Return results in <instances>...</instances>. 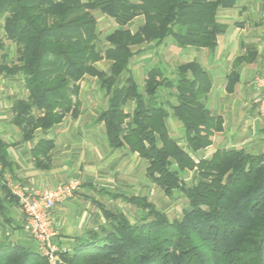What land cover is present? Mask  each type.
I'll list each match as a JSON object with an SVG mask.
<instances>
[{
    "label": "trees",
    "instance_id": "obj_1",
    "mask_svg": "<svg viewBox=\"0 0 264 264\" xmlns=\"http://www.w3.org/2000/svg\"><path fill=\"white\" fill-rule=\"evenodd\" d=\"M234 1L0 0L5 39L18 54L17 63L0 65V74L21 75L27 92L11 108L21 141L33 140L37 131L58 126L66 116L76 119L79 83L94 77L107 104L93 123L104 125L110 148L137 154L147 163V178L166 196L179 191L188 201V209L172 221L144 197L123 198L138 209L135 222L101 208L100 230L88 232L71 250L59 248V264H264V155L216 151L194 161L170 136L168 119L182 123L192 152L210 145L211 134L221 127L204 105L205 73L186 65L177 80H170L154 67L140 87L129 68L143 45L167 38L181 47L213 49L216 35L224 31L217 10ZM94 13L117 25L105 36L104 48L98 45ZM138 17L143 23L133 32L128 26ZM103 60L108 68L99 71L95 64ZM162 88L172 92L175 103L162 98ZM129 103L134 108L127 113ZM53 146L49 139L37 141L31 152L37 168ZM7 149L0 139V180L9 164ZM187 172L192 173L190 185L183 179ZM1 188L18 205L4 181ZM0 264L48 262L29 247L1 241Z\"/></svg>",
    "mask_w": 264,
    "mask_h": 264
},
{
    "label": "crops",
    "instance_id": "obj_2",
    "mask_svg": "<svg viewBox=\"0 0 264 264\" xmlns=\"http://www.w3.org/2000/svg\"><path fill=\"white\" fill-rule=\"evenodd\" d=\"M261 13L262 0H236L231 6L219 7L217 10L216 21L224 27V31L216 35L213 49L181 47L173 39L167 38L158 45H143L139 53L130 60L131 72V63L144 66L145 63L140 64L139 61H152L150 51L155 48L153 53L157 54V62L146 66L149 68H146V72L159 67L165 78L177 80L181 66L195 65L205 73L209 87L204 97V105L221 127L219 131L211 134L210 145L192 152L185 140L182 123L171 117L168 119L170 136L182 149L189 152L194 161L209 159L216 151L242 150L253 156L264 155V127L255 103L259 96L255 81L262 68ZM1 18L0 35L5 38L4 17ZM0 44V65L3 62L10 65L9 55L5 52L6 46L4 43ZM4 57L7 58L5 61ZM102 62L105 60L96 63L95 68L106 71L108 63L106 62L107 68L102 69ZM131 74L138 83V77L132 72ZM0 75V96L1 99L5 97L6 101V104H3V100H0V139L8 145L9 163L2 179L8 178L18 182L27 192L52 188L71 178L81 180V186L74 197L56 205L52 213L57 230L55 242L58 249L71 250L78 240L88 233L92 224V208L96 211L95 206L100 203L98 198L106 195L112 200L123 201V198L130 197L121 193L130 192V155L142 159L137 154H131L126 148H110L102 123H79L83 112L82 99L86 98L87 93H92L90 89L95 85L99 88L97 79L91 76H85L79 83L80 107L76 119L69 116L73 121L65 118L56 127L45 132L37 131L33 140L22 142L20 129L11 124L12 116L9 117L13 104L10 97L15 94L9 92L8 95L3 92V86L6 87L11 78ZM186 75L189 79L193 78L191 70H188ZM143 84L138 83L140 87ZM99 90L102 92L100 88ZM160 95L164 100L175 103L172 92L162 88ZM129 105L130 111H127ZM133 108L134 104L129 103L124 110L130 113ZM40 138L52 140L54 146L47 159L41 157L42 167L37 168L31 152ZM142 161L147 168V163ZM45 167L47 168L44 169ZM189 177L191 183V176ZM1 180L0 226L4 223L6 229L0 227V242L9 241L37 251L35 243L22 228L21 209L16 208V202L3 192Z\"/></svg>",
    "mask_w": 264,
    "mask_h": 264
},
{
    "label": "rangeland",
    "instance_id": "obj_3",
    "mask_svg": "<svg viewBox=\"0 0 264 264\" xmlns=\"http://www.w3.org/2000/svg\"><path fill=\"white\" fill-rule=\"evenodd\" d=\"M94 15L97 19V24H98L97 25L99 32L98 45L99 47L104 48L105 36L113 32L117 28V25L115 24V22L106 19L99 13H94ZM0 21L2 23V18L0 19ZM142 23H143V18L138 17L132 23H130L128 28L134 32ZM0 43L2 44L4 43L6 46L5 52H7V54L9 55V59H8L9 64L17 63L18 54H17L16 46L13 43L7 41L3 37V35H0ZM155 51H156L155 48L154 50L151 49L150 51L151 53L150 58H152V61H147V62L139 61V63L140 62L142 64L145 63L144 66L141 65L139 66L138 64L134 65L131 63V72L138 77L139 80L138 83L140 85H142L144 82V78L146 75V68H147L146 66L152 64L153 62L154 63L157 62V54L153 53ZM100 67L102 69L103 68L106 69L107 63L102 62L100 64ZM8 78L11 79L8 81L9 83L6 87L3 86L4 94L9 95V92L15 94L14 96L10 97L12 101H14L16 98L25 99L27 97V92L23 87L22 76L21 75L8 76ZM0 84H1V75H0ZM90 85L93 86V83H91ZM90 90L92 91V93H87L86 94L87 96H85L86 98H83L81 102L83 103L82 106L83 112L81 114V118L79 119V123L81 124H84L86 122L87 123L93 122L97 114L101 110L106 108L107 98L104 92L103 91L101 92L99 90L98 85H95V87L91 88ZM1 98L2 97L0 96V100H3L2 103L6 104V101L4 100L5 97L3 99ZM126 110L130 111V105L128 108H126ZM11 116L12 113L11 115L9 114V117ZM66 118L69 121H73V119L70 118L69 116H67ZM145 169H146V165L142 160H140L136 156L130 155V192L129 191L126 192L120 191V192L130 196L145 197L150 203L154 204L158 210L163 212L166 215V217L171 221L180 218L182 212L188 209L187 200L184 197V195L179 191H175L172 196H166L159 188L155 187V185L149 181V179L145 175ZM189 174L191 173H186L183 176V179L185 182H187V184H190L189 176L191 175ZM2 180L4 181L5 179ZM76 180L80 182V186H81V180L79 179ZM98 200L100 201V203L97 204V206H95L96 211H94L93 210L94 208H92V224L90 225L88 232H98L101 226L104 224L105 220L101 208H105L106 210L109 211H119L124 215H126V217L130 220V222H135L139 211L132 204L130 203L127 204L126 201L123 202L120 200H112L106 195L101 196L100 199L98 198ZM17 206L18 207L16 208L20 210L19 205ZM0 227L6 229L4 223H2Z\"/></svg>",
    "mask_w": 264,
    "mask_h": 264
},
{
    "label": "built area",
    "instance_id": "obj_4",
    "mask_svg": "<svg viewBox=\"0 0 264 264\" xmlns=\"http://www.w3.org/2000/svg\"><path fill=\"white\" fill-rule=\"evenodd\" d=\"M261 73L256 78L255 85L259 92L255 103L264 127V0L261 13ZM2 166L0 164V173ZM4 183L10 193L18 200L23 213V230L33 240L37 252L48 264H59L60 258L56 245L57 230L53 223V210L56 205L72 199L80 188L76 179H68L52 188H40L32 192L25 191L22 186L12 179L6 178Z\"/></svg>",
    "mask_w": 264,
    "mask_h": 264
}]
</instances>
